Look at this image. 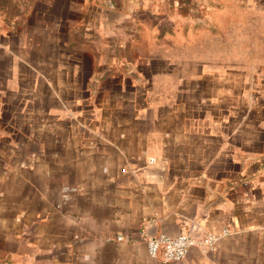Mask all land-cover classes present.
I'll list each match as a JSON object with an SVG mask.
<instances>
[{"label": "crops", "instance_id": "1", "mask_svg": "<svg viewBox=\"0 0 264 264\" xmlns=\"http://www.w3.org/2000/svg\"><path fill=\"white\" fill-rule=\"evenodd\" d=\"M226 3L0 0V264H264V92ZM193 231L216 249L150 257Z\"/></svg>", "mask_w": 264, "mask_h": 264}, {"label": "rangeland", "instance_id": "2", "mask_svg": "<svg viewBox=\"0 0 264 264\" xmlns=\"http://www.w3.org/2000/svg\"><path fill=\"white\" fill-rule=\"evenodd\" d=\"M258 1L259 0H227L229 3L226 4L230 6L227 11L229 15H217L215 19L217 26L220 28H227L230 25L234 26V28L232 27L234 35L237 36L235 37V42H233V52L231 53L239 60L243 59L247 65L249 64V66L255 67L251 71V74H258L260 78L258 82H253V87L261 86L258 90L264 92V80L262 79L264 76V45L262 46L261 38L263 35L260 37L262 30H259V34L257 32V28H260V25H258L256 19V16L264 17L262 14L257 15V9H260L262 6L264 7V4L262 3L260 7ZM261 11L263 10L261 9ZM245 12H249V15L245 14ZM246 31H249L251 34L249 35ZM201 53L207 55L210 51L201 50ZM222 53H224V51ZM226 53L228 56L230 52L228 53L227 50ZM255 65H259L260 67L257 68Z\"/></svg>", "mask_w": 264, "mask_h": 264}, {"label": "built area", "instance_id": "3", "mask_svg": "<svg viewBox=\"0 0 264 264\" xmlns=\"http://www.w3.org/2000/svg\"><path fill=\"white\" fill-rule=\"evenodd\" d=\"M154 163L155 160L150 159L149 164ZM228 232V229H224L223 235H227ZM217 240L216 235L202 231L182 233L176 236L159 234L148 239L147 247L153 259L160 258L163 262H180L188 257L193 247L204 252L214 251Z\"/></svg>", "mask_w": 264, "mask_h": 264}]
</instances>
